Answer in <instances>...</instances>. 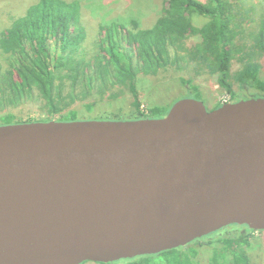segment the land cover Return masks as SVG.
I'll return each instance as SVG.
<instances>
[{
	"label": "water",
	"instance_id": "obj_1",
	"mask_svg": "<svg viewBox=\"0 0 264 264\" xmlns=\"http://www.w3.org/2000/svg\"><path fill=\"white\" fill-rule=\"evenodd\" d=\"M264 231V96L0 124V264L110 263Z\"/></svg>",
	"mask_w": 264,
	"mask_h": 264
},
{
	"label": "trees",
	"instance_id": "obj_2",
	"mask_svg": "<svg viewBox=\"0 0 264 264\" xmlns=\"http://www.w3.org/2000/svg\"><path fill=\"white\" fill-rule=\"evenodd\" d=\"M22 1L0 5L8 21L3 25L0 20V124L75 120L95 110L118 109L126 91L132 119L161 117L167 112L157 105L146 111L141 107L136 78L169 67L217 74L232 102L264 96V14L257 17L256 28L247 30L254 17L244 18L230 0H161L152 27L140 28L135 20L102 24L93 43L86 42L80 19L83 0H24L21 8ZM193 14L207 21L196 26ZM193 37L199 40L188 43ZM248 38L251 44L245 42ZM235 60L240 66L233 71ZM182 81L190 84L185 77ZM23 106H36L47 117L21 120L16 111ZM252 247L264 248V231L241 223L182 247L107 264H264L250 253Z\"/></svg>",
	"mask_w": 264,
	"mask_h": 264
},
{
	"label": "rangeland",
	"instance_id": "obj_3",
	"mask_svg": "<svg viewBox=\"0 0 264 264\" xmlns=\"http://www.w3.org/2000/svg\"><path fill=\"white\" fill-rule=\"evenodd\" d=\"M17 1V0H16ZM28 1V0H27ZM82 12H80V19L86 28V42L93 43L98 33L99 25L109 24L112 22L122 23L129 25L130 21H137L140 28H150L154 25L157 17L159 16L162 3L161 0H83ZM205 1V0H200ZM234 3L235 7L240 10V13L244 18L254 19L250 22L246 29L249 27L256 28L258 24L257 17L264 14V0H230ZM5 0H0L2 6ZM20 7L24 5V0L18 3ZM18 5L15 9H18V13H22V9ZM21 9V10H19ZM0 20L3 25L8 23L6 14H1ZM191 21L194 25L200 26L207 21V18L193 14ZM199 37L191 38L188 43L193 44L198 41ZM248 44L253 42V39L248 38L245 40ZM90 45V44H89ZM262 63L261 77L264 79V55L260 58ZM239 63L235 60L232 64V70L236 71L239 68ZM190 81V84H184L182 79ZM187 86V87H184ZM136 86L140 92V99L142 102L143 110L146 111L149 105L156 106L160 109V112H168L169 108L177 100L182 98H195L203 102L207 110L214 109L219 103V98L230 96V102L234 99L231 95L218 84L217 74L204 73L202 75H195L193 71H187L183 68L169 67L166 71H161L157 75L142 76L139 75L136 78ZM194 91H189L192 87ZM191 87V88H190ZM190 88V89H189ZM193 89V88H192ZM264 95V93H261ZM125 101L121 103L118 109L112 107L108 110L93 111L87 116H77L76 119H104V120H129L132 119V115L127 110H130L131 94L126 91L124 96ZM33 107V108H31ZM36 106H23L16 111L17 118L21 120L45 118L47 114L41 110H37ZM99 112V113H98ZM255 237L260 236L257 232L254 233ZM258 248V247H257ZM252 247L249 250L258 262L264 260V248L257 249ZM83 264H98L95 262H85Z\"/></svg>",
	"mask_w": 264,
	"mask_h": 264
},
{
	"label": "built area",
	"instance_id": "obj_4",
	"mask_svg": "<svg viewBox=\"0 0 264 264\" xmlns=\"http://www.w3.org/2000/svg\"><path fill=\"white\" fill-rule=\"evenodd\" d=\"M227 97H221V98H219V103L220 104H224V103H227V102H230L229 100H230V96L229 95H226ZM142 108H143V106H142Z\"/></svg>",
	"mask_w": 264,
	"mask_h": 264
}]
</instances>
